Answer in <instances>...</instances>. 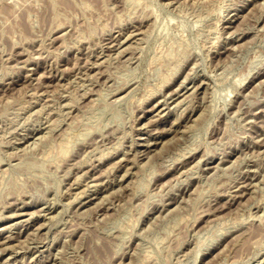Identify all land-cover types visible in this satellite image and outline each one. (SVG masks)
I'll return each mask as SVG.
<instances>
[{
    "label": "rangeland",
    "instance_id": "374dc122",
    "mask_svg": "<svg viewBox=\"0 0 264 264\" xmlns=\"http://www.w3.org/2000/svg\"><path fill=\"white\" fill-rule=\"evenodd\" d=\"M0 264H264V0H0Z\"/></svg>",
    "mask_w": 264,
    "mask_h": 264
},
{
    "label": "bare ground",
    "instance_id": "6f19581e",
    "mask_svg": "<svg viewBox=\"0 0 264 264\" xmlns=\"http://www.w3.org/2000/svg\"><path fill=\"white\" fill-rule=\"evenodd\" d=\"M123 40H125V39H123ZM121 44V43H120ZM175 97V96H174ZM162 107V106H161ZM158 111V110H157ZM84 202V201H83ZM7 228V227H6Z\"/></svg>",
    "mask_w": 264,
    "mask_h": 264
}]
</instances>
